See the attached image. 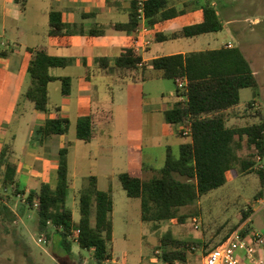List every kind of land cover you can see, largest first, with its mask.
<instances>
[{
    "label": "trees",
    "instance_id": "1",
    "mask_svg": "<svg viewBox=\"0 0 264 264\" xmlns=\"http://www.w3.org/2000/svg\"><path fill=\"white\" fill-rule=\"evenodd\" d=\"M14 1L22 10L26 9L28 0ZM199 1L196 0L202 9L201 21L185 25L171 35L158 32L156 39L165 41L172 38H191L221 31L223 25L214 3L209 0H202V3ZM168 2L169 0H149L146 3L145 14L148 24L154 25L185 12V9L168 7ZM48 23L49 36L58 37L74 33L73 25L63 20L59 10L49 12ZM139 25L140 20L133 1L129 20L115 23L113 26L117 30L132 33ZM90 33L95 34L94 31ZM26 50L29 84L24 90L23 100L31 102L36 110L54 112L53 117L45 119L34 130V138L43 143L53 135L66 134L69 131L70 120L61 114L59 106L50 105L48 86L53 81H60L61 93L63 95L70 93L72 78L54 75L52 70L66 67L72 59L52 55L44 46L27 47ZM9 52L6 48H0V57H7ZM97 66L103 72L114 76L118 82L148 80L152 78L148 70L157 71L161 78L172 79L176 85V100L164 111V118L168 123L178 125V133L181 135V126H189L191 129V134L187 137L189 140L180 143L177 157L168 146L164 165L157 174L150 178L136 176L128 171L117 174L127 196L140 200L142 221L151 223L154 228L175 219L182 222L179 209L223 186L227 182V173L234 169L254 172L261 186L256 198L261 196L264 168L256 164L257 160L264 157L263 114L260 110L250 112L254 101L251 100L246 106L250 108L249 114L256 121L238 127L227 125L226 112L239 104L240 90L257 86L251 65L239 47L226 44L217 48L160 55L147 63L142 61L141 55L134 48H124L113 59L99 57ZM180 78L187 80L184 88L178 87ZM180 97L183 99L180 100ZM95 134L94 114L80 116L76 122V137L84 142H90ZM244 138L255 150L248 158L239 155ZM14 139L15 136L12 135L0 147V193L13 188L15 195H25L24 208L36 210L39 233L48 238L49 227H54L60 236L61 248L66 253L72 251L73 240L69 236L72 230L77 228L79 229L77 244L80 248L91 251L95 264H103L110 260L114 209L112 188L100 189L97 176L88 175L77 193L79 218L75 221L72 210L67 205L71 186L68 145L60 148L58 152L56 186L52 187L49 183L43 182L38 189L26 191L18 185L17 165L13 160ZM0 197V221H13L16 215L8 205L9 196ZM249 213V209L242 210L239 222L230 227L209 250L222 246L239 224L246 220ZM250 229L251 226L246 223L243 233ZM194 244L175 238L167 231L160 240V251L156 254L157 256L160 254L161 264L184 262Z\"/></svg>",
    "mask_w": 264,
    "mask_h": 264
},
{
    "label": "rangeland",
    "instance_id": "2",
    "mask_svg": "<svg viewBox=\"0 0 264 264\" xmlns=\"http://www.w3.org/2000/svg\"><path fill=\"white\" fill-rule=\"evenodd\" d=\"M47 1L30 0L29 6H26L29 7L27 12L26 9L22 10L19 4L12 3L8 6L16 9V12L0 22V40L6 43L8 49L14 47V56L6 63L10 70L20 66L18 58L23 54L24 45L43 44L38 33L46 31L48 23L46 17L38 12L36 7L46 5ZM209 1L214 3L218 11L223 29L195 38H172L165 45L168 50L184 48L194 51L231 43V46H237L242 50L256 76L257 86L240 90V102L226 112V118L228 126H244L256 121L249 114L250 108L246 106L251 100L254 101L250 112L260 110L264 117V0ZM199 2L202 3V0ZM191 4L198 5L196 0H192ZM69 67L66 71L74 78L72 90L74 96L75 81L80 71L76 65ZM60 71L64 74L65 69L54 70L55 73ZM25 75L29 77L28 72H25ZM101 76H92L95 78L96 87L93 92L94 100L99 97L106 101L114 100L116 117L111 123L107 117H101L103 119L98 125L100 132L98 141H110L109 134L113 139L117 136L118 160L110 171L100 167V157L97 165L94 164L95 160H88L90 144L77 139L76 121L73 117L66 139L71 142L67 143L71 150L70 175H75L68 191L67 205L72 210L74 220L77 221L79 218L77 193L86 182L88 174L97 172L101 189L112 188L114 198L112 258L103 264H161L160 254L157 256L156 252L160 251V240L167 231L175 238L195 243L194 248L188 252L187 260L177 261L175 264H203L206 251L213 247L230 227L239 222L242 210L249 209L250 213L239 226L247 223L264 235V186L261 196L256 198L261 188L258 176L254 172H241L238 169L227 173V182L223 186L189 205L182 206L179 209L182 222L175 219L154 228L151 223L142 221L140 200L127 196L117 174L121 171H130L143 178H150L164 165L168 146L177 157L180 143L188 141L189 138L179 134V126L168 123L162 113L145 116L131 114L141 99L143 86L131 84L119 88L113 82L111 74ZM27 84L23 80L21 86H17L16 89L10 84L2 96L4 107L8 96H16L19 103L16 110L19 109L25 114L20 120L16 117H0L2 118L0 125L6 131L5 140L7 141L11 134L16 135L15 148L18 153L28 146L30 138H33L31 135L29 137L28 131V121L33 117L31 114L33 104L23 100ZM55 85L59 86L60 82L50 86L51 100L60 102L65 97L59 90H55ZM143 85L152 104L156 101L162 102L166 109L173 105L176 85L172 79H151ZM132 90L139 91L138 97ZM127 106L131 109V112H128L130 116L127 114ZM55 139L57 141L60 138ZM138 143L142 146L140 152L137 150L133 152L134 149L129 146ZM253 151L254 148L249 146L244 138L239 155L248 158ZM141 162H144V168ZM256 166L264 168V157L257 160ZM3 193L9 196L10 208L19 215V218L15 214L13 221H0V264H95L91 251L80 248L74 241L72 251L66 253L61 248L58 232L52 226L49 227L48 238L38 241L43 235L39 233L36 210L25 209L23 201L25 196L15 195L13 188L3 190ZM258 256L264 261V247L258 250Z\"/></svg>",
    "mask_w": 264,
    "mask_h": 264
},
{
    "label": "crops",
    "instance_id": "3",
    "mask_svg": "<svg viewBox=\"0 0 264 264\" xmlns=\"http://www.w3.org/2000/svg\"><path fill=\"white\" fill-rule=\"evenodd\" d=\"M12 3L17 4L14 0H0V22L2 20H6L7 16L16 12V9L8 8V6ZM191 3L192 0H169L168 7H175L178 10L185 9V12L180 15L172 16L171 18L159 21L154 25L147 23L146 31L139 33H128L123 30H117L113 26L115 23H124L129 20L133 9L132 0H48L46 5L44 4L42 6L36 7V10L46 17L47 23L49 19V12L51 10H59L62 13L63 20L73 25L74 33L71 35H63L58 37L49 36L48 23V29L43 31L41 34L38 33L43 44L36 46L24 45L25 49L23 54L19 55L20 58H18V60H20V66L17 68H12V70L9 69L6 63L11 57L14 56V47L8 49L5 46L6 43L2 45V40H0V48H6L10 51L7 57H0V117H16L18 120H20V118L25 116L23 111H20L19 109L16 110V106L18 105V99L16 96H8L6 98V107L2 105V101L4 100L2 99V96L10 84L14 89H16L17 86H21V82L23 80L26 82V84L29 83V77L27 78V75H25L28 66L27 47L44 46L52 55L71 58L72 61L69 63V65L63 68L65 69L64 74L61 73L62 71L55 73L54 70L56 68L52 70L54 75L70 76L72 78L70 93L68 95H63L61 93V83L59 86L55 85V90H59L65 98L60 102H52L50 96V86L60 81L51 82L48 86L50 105L52 107L59 106L61 109V114L70 120V125L72 117L77 122V119L80 116L90 113L94 114L96 120V134L90 142H86L90 144L91 151L87 159L91 161L95 160L94 164L97 165V161H99L100 157V167L103 170L105 168V170L110 171L119 158L118 139L117 136H115V139H113V137L109 134L108 136L110 141H98V125L102 123L103 118L101 117H107L111 120V123L115 119L116 115L113 105L114 100L106 101L104 99H100V97L99 99L94 100L93 92L96 87L94 85L95 78L92 76L96 77V75H102L101 77H103L104 75H108L107 73L100 70V68L97 66V59L103 56L113 59L115 56L119 55L124 48H134L141 55L142 61L144 63H147L151 59L160 55L189 52L184 48L178 50H168V47L165 44L171 39L158 41L156 39V33L160 32L165 35H171L185 25L201 21L202 9L198 5H192ZM29 4L30 0L27 1V6H29ZM28 8L29 7L26 8L25 12H27ZM101 30L103 33H99ZM90 31H94L95 34H91ZM223 45L226 44H222L221 46ZM72 65H76L80 71V74L77 76L75 81L76 92L74 96H72L74 78L66 71V69L70 68L69 66ZM148 73L152 75V78L148 80L161 78L157 71L148 70ZM25 78L27 79L25 80ZM111 78L115 85H117L119 88L122 86H130L131 84L143 86L141 99L137 102L136 110L132 111V115L145 116L162 113L164 116V111L166 110L165 104L157 101L152 104L148 95L146 94L143 84L148 80L140 82H118L114 76ZM27 85L25 86L24 90L26 89ZM132 91L136 93L138 97L139 91ZM127 109L128 114V112H131V109L128 106ZM31 114L33 117L30 119V121H28V131L29 137L31 135L33 138H30L28 146L23 148L20 153H18L15 148L16 135L11 134V136H15V153L13 160L17 165L18 185L20 188H24L26 191L38 189L43 182L49 183L52 187L56 186L58 165L57 158L59 149L66 146L67 143L71 144V142L67 141L66 139L67 133L53 135L50 138L44 140L43 143H40L39 140L35 139L33 136L34 130L39 126V123L41 125L45 119L53 117L54 112H45L44 114H41L38 110L34 109L33 106ZM109 115L111 117H109ZM128 116L130 115L128 114ZM38 117H40L42 120H39ZM1 119L2 118H0V123L2 122ZM4 132L6 131H4L3 127L0 125V147L6 141V134ZM101 134H103L102 131ZM164 134H167V132H164ZM56 137L60 139L56 141ZM129 147L134 149L133 152H140L142 146L140 143H138L133 144L132 146L130 145ZM70 154L71 150H69L68 153V165ZM141 165H143L144 168V162H141ZM130 173L133 174V172ZM90 174L97 176L99 186V175L97 172H92ZM74 176L75 175H70L71 185L73 183ZM2 195L4 194L0 193V196ZM8 205L10 207V204ZM14 213L19 218V215L15 211Z\"/></svg>",
    "mask_w": 264,
    "mask_h": 264
},
{
    "label": "built area",
    "instance_id": "4",
    "mask_svg": "<svg viewBox=\"0 0 264 264\" xmlns=\"http://www.w3.org/2000/svg\"><path fill=\"white\" fill-rule=\"evenodd\" d=\"M136 8L140 25L136 29V33L146 31L147 17L145 14V6L149 0H133ZM4 45V42H1ZM231 46L230 43H227ZM187 85L186 78L178 80V87L184 88ZM180 100L183 98L180 97ZM182 135L190 136L191 129L189 126H181ZM20 195V194H19ZM244 225H240L233 231L225 243L218 247L209 250L203 257V264H264V261L258 256V250L264 247V235L255 228L244 232ZM38 239V241L46 239L45 235ZM79 229H73L69 238L77 243ZM44 241V240H43ZM117 262V261H116Z\"/></svg>",
    "mask_w": 264,
    "mask_h": 264
}]
</instances>
